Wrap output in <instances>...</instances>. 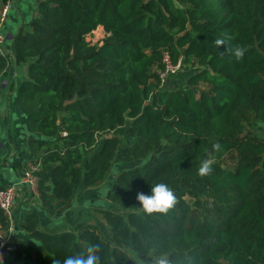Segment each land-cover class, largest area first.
Masks as SVG:
<instances>
[{"label":"trees","instance_id":"1","mask_svg":"<svg viewBox=\"0 0 264 264\" xmlns=\"http://www.w3.org/2000/svg\"><path fill=\"white\" fill-rule=\"evenodd\" d=\"M36 13L12 45L13 62L27 68L16 103L36 145L31 164L41 166L35 209L63 215L120 155L145 163L115 178L100 210L106 232L42 227L28 212L21 228L41 248L31 264H64L89 248L98 264H136L131 254L153 264H264V0H42ZM99 28L107 37L93 45L87 37ZM164 53L199 67L184 87L162 83ZM9 57L0 54V79ZM205 159L212 171L201 176ZM157 183L176 202L147 214L137 196ZM0 221L6 230L1 209Z\"/></svg>","mask_w":264,"mask_h":264},{"label":"crops","instance_id":"2","mask_svg":"<svg viewBox=\"0 0 264 264\" xmlns=\"http://www.w3.org/2000/svg\"><path fill=\"white\" fill-rule=\"evenodd\" d=\"M41 1L42 0H13L15 12L11 15L10 18H12V22L7 28L6 34H4L5 46L3 47V53L4 55L10 56L9 59L12 61V65L7 72V77L0 79V85L2 86V89H0V184L3 187L15 185L20 182L24 169L29 166L27 163L32 162L30 148L32 146L34 148L36 147V145L29 143L33 136L27 132L26 116L16 103L17 90L22 81L27 78V68L18 67L13 62L12 45L14 37L21 25L29 23L36 16L37 8ZM1 10L2 3H0V16ZM12 84H14V89L11 91L10 86ZM8 85L9 90H7L6 87ZM12 147H18L21 149H19L18 153H13ZM38 152L41 153L39 150ZM7 156L9 159L4 161ZM25 165L28 166L26 167ZM87 191L88 190H82L81 192L85 195ZM21 196L22 198L25 197L24 189ZM21 196H19L18 200L22 199ZM25 203L26 202L24 200L18 207L16 206L17 208L15 207L16 216L14 217V227L16 228L18 246L20 248L22 247L21 259L13 261L15 257L13 256V259L11 258L12 260L7 258V261L4 264H31L36 257L35 249H41L40 247L33 248L31 246L29 236L25 234L21 228L20 224L22 223V219L26 216L23 212L26 208L31 211L30 206L28 205L30 203ZM86 204H88V201H86ZM86 207L87 205L85 204L80 206L74 205L64 216L53 219L48 218L41 210H33L38 211V213L41 214L43 224L42 227H48L50 229L59 227H61V229L66 228L64 226V220H67V217L70 216L71 218H68L71 221L69 222L67 220V222L69 224L68 228L72 229L77 224L84 222L86 215L84 209ZM79 220L81 222H79ZM1 224L2 223L0 221V225ZM19 241H21V243Z\"/></svg>","mask_w":264,"mask_h":264},{"label":"rangeland","instance_id":"3","mask_svg":"<svg viewBox=\"0 0 264 264\" xmlns=\"http://www.w3.org/2000/svg\"><path fill=\"white\" fill-rule=\"evenodd\" d=\"M13 12H15L14 8H12L10 10L9 18L11 17ZM11 22H12V18L8 19L7 22L4 23L5 25L4 24L0 25V33H1V35L3 37H4V34H6L7 28L10 26ZM106 37H107V34L103 30V28H99L98 30H96L95 32L90 34L87 37V40L89 42H91L93 45H95V44L102 45V43H103V41L105 40ZM198 69H199V67L197 65H194L193 63L185 64V65L183 64L182 69L180 70V73L177 75V77L169 79L170 80L169 81L170 84H168L169 89H171V88L172 89H177V88L184 87L185 82L188 79V77L190 75H192ZM258 132L264 136V127H260L259 126L258 127ZM19 149H21V148L12 147L13 153H18ZM25 149H28V148H25ZM144 163L145 162H138V163H135V164L125 163L122 160V157L120 155L118 157V160L114 163L111 171L109 172L107 180L101 186H99L98 188H95V189H92V190H88L85 193V195L82 193L83 194L82 200H80V201L78 200V202L75 204L77 206L84 205V204L87 205V207L84 209V211L86 213L85 218H84V223L95 224V225L97 224L98 226L101 227V229L104 232H106V227L107 226H106L105 220L102 217V214L100 213V210L109 209V203H108V200H107L106 196H107L108 191L111 189L115 178H117V176L122 171H125V170H128V169H132L134 167L142 166V165H144ZM27 164L31 165V162H29ZM28 165H25V166L27 167ZM25 169H27V168H25ZM23 189H24V196L25 197L22 198L21 194L23 192ZM19 192H20L19 196H21L22 199L18 200L19 199V196H18L16 204H15V207L16 206L18 207L20 205V203H23L24 200L26 202L25 204L30 203L28 205L30 206L31 211L33 209H35V207L38 206V204H39V196H37L38 194L34 195L29 189L24 188V187L21 188V190ZM36 196H37V198H36ZM26 200H28V201H26ZM86 201H88V204H86ZM188 201L192 202L190 199H188ZM17 203H18V205H17ZM15 211H16V209H15ZM15 211H14V216H16ZM28 211H30V210H28V208H26V210L23 213L27 215ZM65 214L66 213H64L63 215H59L57 217L60 218V216H64ZM68 217H70V216H68ZM68 217H67V220L70 222L71 220ZM67 220L66 219L64 220V224H65L64 226L66 228H63L61 230H69L70 229V228H68L69 224H68ZM79 222H81V221L79 220ZM11 225H12V223L9 221V225H8L7 229H9ZM41 226H43V224H41ZM0 227H1L2 230L5 231V229L3 228L2 224L0 225ZM15 232H16V228H15ZM109 235H110V231H109ZM15 255L16 254H12L8 258L11 259ZM131 256H132V258H133V260H134V262L136 264H153L152 261L142 259V258H140V257H138L136 255L131 254ZM6 261H7V259H6ZM0 264H3V263H0Z\"/></svg>","mask_w":264,"mask_h":264},{"label":"built area","instance_id":"4","mask_svg":"<svg viewBox=\"0 0 264 264\" xmlns=\"http://www.w3.org/2000/svg\"><path fill=\"white\" fill-rule=\"evenodd\" d=\"M2 10L0 16V25L4 24L8 19L10 10L13 8V0H0ZM5 38L0 33V54L3 53ZM164 69L159 70L158 74L162 83H166L171 76L180 72L183 66V58L181 57L175 64L169 53L163 54ZM41 166L39 164H31L24 170L23 176L18 184L11 185L0 189V209L4 216L12 223L9 229L5 231L0 227V263H5L10 255L15 254L18 250L17 236L14 227V211L19 191L21 188L29 189L34 195L38 194Z\"/></svg>","mask_w":264,"mask_h":264},{"label":"clouds","instance_id":"5","mask_svg":"<svg viewBox=\"0 0 264 264\" xmlns=\"http://www.w3.org/2000/svg\"><path fill=\"white\" fill-rule=\"evenodd\" d=\"M215 43L223 45L225 41L218 39ZM233 51L237 59L242 58L244 55V50L239 47H236ZM215 147L219 148V145H215ZM212 163V159L203 160L198 169V174L201 176L209 174L212 171ZM137 199L140 207L147 214L167 213L176 202L174 192L165 183L152 184L151 194L141 192L138 194ZM64 264H98V257L93 254V249L89 248L86 252L67 256ZM155 264H169V261L167 257L161 256Z\"/></svg>","mask_w":264,"mask_h":264}]
</instances>
